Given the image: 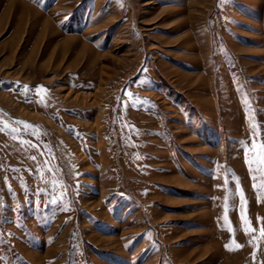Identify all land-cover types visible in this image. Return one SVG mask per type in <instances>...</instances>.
<instances>
[{"label": "rangeland", "instance_id": "1", "mask_svg": "<svg viewBox=\"0 0 264 264\" xmlns=\"http://www.w3.org/2000/svg\"><path fill=\"white\" fill-rule=\"evenodd\" d=\"M147 1L0 0V264H264V0Z\"/></svg>", "mask_w": 264, "mask_h": 264}, {"label": "snow or ice", "instance_id": "2", "mask_svg": "<svg viewBox=\"0 0 264 264\" xmlns=\"http://www.w3.org/2000/svg\"><path fill=\"white\" fill-rule=\"evenodd\" d=\"M35 2L38 3V4H40V3H41V0H35ZM141 71L143 72V69H142ZM139 81H140V74H138L137 77L134 78V79H133L132 81H130L129 83H130V85H135V84H137ZM21 87L23 88V90H24L25 92H27V90H28V86H27V85H23V86H21ZM39 91H40V89H37V92H38V93H39ZM125 95H126L127 98H128L127 100H124V98L121 97V103H122V105H123L124 107H128L130 104L139 107V106H141V105H143V104L150 103L149 101L144 100L143 98H141V97L135 95L134 93L129 92V91L127 90V86H126V88H125ZM38 103H40V104H44V103H45L43 97L40 99V101H38ZM26 127H31V126L26 125ZM71 131H72V130L70 129V132H71ZM262 147H264V145H262ZM32 159H35V157H32ZM253 179H255V177H253ZM253 187H254V189H255V188H256V185L254 184ZM53 203H55V201H53ZM243 219H244V218H243V215H241V220L243 221ZM261 235L264 236V230L261 231Z\"/></svg>", "mask_w": 264, "mask_h": 264}, {"label": "crops", "instance_id": "3", "mask_svg": "<svg viewBox=\"0 0 264 264\" xmlns=\"http://www.w3.org/2000/svg\"><path fill=\"white\" fill-rule=\"evenodd\" d=\"M18 1H20L22 4L27 3L26 0H10L9 3L11 4V6H10V5H8V6H10V8H14V5H15L16 2H18ZM27 4H28V3H27ZM25 8H27V5H26ZM22 16H23V13H22ZM24 16H25V14H24Z\"/></svg>", "mask_w": 264, "mask_h": 264}, {"label": "bare ground", "instance_id": "4", "mask_svg": "<svg viewBox=\"0 0 264 264\" xmlns=\"http://www.w3.org/2000/svg\"><path fill=\"white\" fill-rule=\"evenodd\" d=\"M153 2H151L150 0L146 2L145 6L146 5H149V4H152ZM23 11V10H22ZM28 14V13H27Z\"/></svg>", "mask_w": 264, "mask_h": 264}]
</instances>
